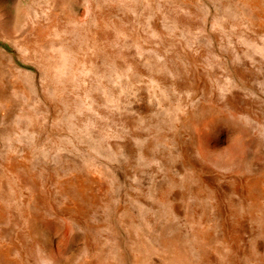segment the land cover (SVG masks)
I'll use <instances>...</instances> for the list:
<instances>
[{
	"label": "rangeland",
	"instance_id": "374dc122",
	"mask_svg": "<svg viewBox=\"0 0 264 264\" xmlns=\"http://www.w3.org/2000/svg\"><path fill=\"white\" fill-rule=\"evenodd\" d=\"M0 264H264V0H0Z\"/></svg>",
	"mask_w": 264,
	"mask_h": 264
}]
</instances>
